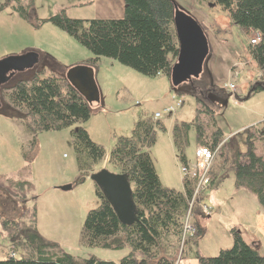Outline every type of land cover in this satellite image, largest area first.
Here are the masks:
<instances>
[{
    "label": "rangeland",
    "instance_id": "obj_1",
    "mask_svg": "<svg viewBox=\"0 0 264 264\" xmlns=\"http://www.w3.org/2000/svg\"><path fill=\"white\" fill-rule=\"evenodd\" d=\"M174 2L184 11L201 15L199 34L203 54L197 59L199 73L195 75L188 72L189 83L185 80L169 81L165 77L150 79L111 60L100 59L94 78L100 106L92 110L88 121L71 129H84L90 140L103 148L104 156L94 166V173L105 171L119 175V171L108 163L116 138L130 136L139 117L153 118L154 114L160 113L161 117L157 121L163 124L165 132H156L155 143L147 152L160 184L181 192L182 169L178 152L172 145L171 129L175 121L190 122L194 118L195 99L189 93L199 94L198 89L204 92L207 88L205 95L215 110L217 128L225 141L230 140L229 147L241 153L246 151L248 131L252 127L260 128L263 124L264 93L246 99L247 87L253 82L252 79L258 77V70L245 52L249 44L247 35L232 25L228 14L219 7L211 8L207 3L198 4L195 0ZM60 10H64L66 17L72 20L118 18L113 10L99 5L89 6L87 0H32L28 21L19 18L9 8L0 12V60L27 52L40 53V63L33 70L16 76L7 85L19 79L31 78L38 69L39 72L46 70L61 74L93 58L74 39L50 23L36 27V20H46ZM191 24L177 15L173 30L177 35L182 28ZM234 61L245 66L235 71L237 78L233 84L236 95H227L223 86L229 81L228 72ZM176 100L182 101V105L172 115L163 113L165 109L173 107ZM0 107V177L12 178L28 164L23 160V154L30 150V136L19 122L11 119V110L5 103L0 101ZM71 129L42 132L36 136L35 155L30 161L28 180L34 186L33 194L36 197L37 232L47 241L57 244L62 253L75 259L94 258L117 263L128 255L127 247L121 250L89 249L79 244L85 216L100 205V200L95 195V185L90 178L70 191H62L77 176ZM258 138L253 141L254 151L257 156H264V140ZM194 149V132H191L189 146L185 150L189 162L193 160ZM205 195V205L210 208L211 215L206 217L201 214L200 217V213H196L192 218L200 225L203 235L194 244L186 246L180 243L175 264H197V252L202 257L212 258L219 251L231 248L230 231L233 228L239 231L244 242L264 256V211L255 196L244 190L236 191L231 174L219 180ZM31 206V201L25 206L18 204L0 189L1 218L17 221L23 208ZM23 248L19 245L12 248L0 230V261L12 255L16 260L24 258L29 248Z\"/></svg>",
    "mask_w": 264,
    "mask_h": 264
},
{
    "label": "trees",
    "instance_id": "obj_2",
    "mask_svg": "<svg viewBox=\"0 0 264 264\" xmlns=\"http://www.w3.org/2000/svg\"><path fill=\"white\" fill-rule=\"evenodd\" d=\"M226 12L231 23L245 35L259 37L257 45L248 44L247 55L258 70V77L248 85L247 98L264 93V0H195ZM10 9L22 20L28 21L32 0H0V12ZM175 5L172 0H123V16L118 20H72L60 10L35 25L50 23L74 39L93 57L79 64L97 73L100 59H108L134 72L150 78L165 77L172 80V69L179 55L173 30ZM189 94L195 99V116L190 122L175 121L171 141L178 152V161L186 167L185 150L189 134L194 132L195 148L216 151L209 172V185L195 199L193 214L200 213L207 190L231 174L236 191L244 190L255 196L264 211V156L255 154L254 139L264 140V121L260 128L252 127L247 134L246 151L232 150L230 140L224 139L217 128L215 110L209 104L205 91ZM180 94V93H179ZM0 101L11 110V119L19 122L30 136V150L23 154L26 164L16 177H0V189L23 208L17 221L0 217L1 233L12 248L27 246V256L20 260L8 256L0 264H175L182 243L183 220L192 199L195 181L184 176L182 192L164 188L155 173L147 149L155 143L156 132H165L160 121L139 117L131 135L117 137L109 154L108 163L127 178L135 205V223L122 226L110 205L95 187L100 205L89 211L81 226L79 244L83 248L121 250L129 253L117 263L102 262L94 258L78 260L62 253L55 243L40 236L36 229V197L34 186L28 180L30 161L35 155L36 136L42 132L71 129L89 120L92 110L61 74L46 70L35 72L29 79H19L0 89ZM1 108V107H0ZM71 145L75 154L77 176L72 187L83 183L104 156L101 146L93 143L82 128L71 129ZM195 232L184 244L187 246L202 237L203 230L192 220ZM232 246L221 250L212 258L198 252L197 264H264L255 248L244 242L233 228ZM181 260V259H180Z\"/></svg>",
    "mask_w": 264,
    "mask_h": 264
},
{
    "label": "water",
    "instance_id": "obj_3",
    "mask_svg": "<svg viewBox=\"0 0 264 264\" xmlns=\"http://www.w3.org/2000/svg\"><path fill=\"white\" fill-rule=\"evenodd\" d=\"M199 28L196 23H192L190 26L182 28L176 35L179 55L172 69L173 81H188L190 80V77L186 75L188 72H193L195 75L199 73L197 59L203 54ZM38 64L39 55L36 52H27L20 56H11L0 60V89L16 75L31 71ZM64 78L91 110L100 106L92 68L84 65L71 67L65 71ZM89 178L103 199L110 205L119 223L126 227L132 226L136 221L135 205L126 176L100 171L91 174ZM71 189L72 186L69 185L62 188V191Z\"/></svg>",
    "mask_w": 264,
    "mask_h": 264
},
{
    "label": "built area",
    "instance_id": "obj_4",
    "mask_svg": "<svg viewBox=\"0 0 264 264\" xmlns=\"http://www.w3.org/2000/svg\"><path fill=\"white\" fill-rule=\"evenodd\" d=\"M259 42V37L256 35L250 40V45H257ZM225 88L228 92L235 93L236 88L232 83L225 85ZM180 102L176 104V107L180 106ZM173 108H168L163 111L165 114L173 113ZM160 118V114H155L154 119ZM216 151H210L207 148H197L193 153V161L188 164L186 167L182 168V173L195 181L194 190L192 194V199L188 204V209L183 220V232H182V243L185 240L194 234V228L191 226V217L193 204L195 199L199 194L204 191L209 185V172L212 168L213 161L216 157ZM202 211L206 214H210V210L206 207H202Z\"/></svg>",
    "mask_w": 264,
    "mask_h": 264
},
{
    "label": "crops",
    "instance_id": "obj_5",
    "mask_svg": "<svg viewBox=\"0 0 264 264\" xmlns=\"http://www.w3.org/2000/svg\"><path fill=\"white\" fill-rule=\"evenodd\" d=\"M174 1V0H173ZM175 3V13H174V19L177 17V15H181V17H183V19H186V20H189L191 23H196L199 27H201V25L199 24L200 21H201V15L199 13H196L194 11H188V10H183L182 8H180L178 6V4ZM87 5L89 6H96V5H99L101 7H104V8H107L109 9L110 11L113 10L114 12H116V17H121L123 16V0H87ZM208 7H214L212 5H207ZM118 18H109V19H102V20H112V19H115V20H118ZM120 19V18H119ZM233 25V24H232ZM253 34H249L247 36V40L249 41V38L252 36ZM246 52V50H245ZM37 54L39 55V63H40V53L37 52ZM247 54V52H246ZM110 64H113V63H110ZM245 65L243 64H240V62H236L234 61L233 64H232V69L229 70L228 72V79L229 80L227 83H235V79L237 78V74H236V70L237 69H242ZM63 68V67H62ZM36 72H39V69L36 71ZM258 72V71H257ZM232 73L233 74V79H231L230 77L232 76ZM258 74V73H257ZM255 79V78H254ZM252 81H254L252 79ZM187 82V81H185ZM251 83V82H250ZM226 84V83H225ZM248 88V87H247ZM207 90V88H206ZM226 94L227 95H232L230 93H228V91H226ZM238 94V92H237ZM182 102V101H181ZM185 153V152H184ZM71 185V184H70ZM182 192V191H181ZM206 196V195H205ZM36 211H37V206H36ZM209 219V218H208Z\"/></svg>",
    "mask_w": 264,
    "mask_h": 264
},
{
    "label": "flooded vegetation",
    "instance_id": "obj_6",
    "mask_svg": "<svg viewBox=\"0 0 264 264\" xmlns=\"http://www.w3.org/2000/svg\"><path fill=\"white\" fill-rule=\"evenodd\" d=\"M17 76H19V75H17ZM15 77H16V76H15ZM15 77H14V78H15ZM12 81H13V80H11L10 82H12Z\"/></svg>",
    "mask_w": 264,
    "mask_h": 264
}]
</instances>
